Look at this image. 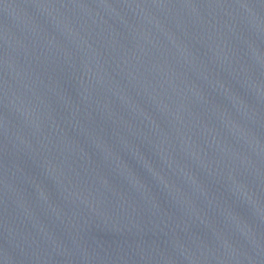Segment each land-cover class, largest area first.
<instances>
[{"label": "water", "instance_id": "95a60500", "mask_svg": "<svg viewBox=\"0 0 264 264\" xmlns=\"http://www.w3.org/2000/svg\"><path fill=\"white\" fill-rule=\"evenodd\" d=\"M0 264H264V0H0Z\"/></svg>", "mask_w": 264, "mask_h": 264}]
</instances>
